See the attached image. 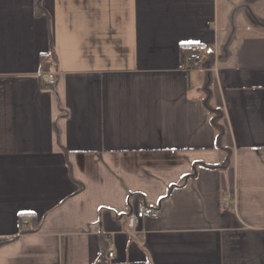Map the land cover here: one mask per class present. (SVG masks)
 <instances>
[{"label": "crops", "instance_id": "0c3cea01", "mask_svg": "<svg viewBox=\"0 0 264 264\" xmlns=\"http://www.w3.org/2000/svg\"><path fill=\"white\" fill-rule=\"evenodd\" d=\"M33 3L0 0V264H264V0Z\"/></svg>", "mask_w": 264, "mask_h": 264}, {"label": "built area", "instance_id": "2783aa9c", "mask_svg": "<svg viewBox=\"0 0 264 264\" xmlns=\"http://www.w3.org/2000/svg\"><path fill=\"white\" fill-rule=\"evenodd\" d=\"M200 59H201L200 55L195 53V52L188 53L186 56V61L190 62L192 64L199 62ZM44 78H45V81H46L48 86H53L55 84V79L50 73H45ZM152 214H153V211L151 208L146 207V206L139 207L134 213H130L127 216V218H126L127 229L130 231L135 230V228H136V226L140 220H142L146 217H149ZM113 255H114V253L112 250H110L107 254V256L109 258H112Z\"/></svg>", "mask_w": 264, "mask_h": 264}, {"label": "trees", "instance_id": "16d2710c", "mask_svg": "<svg viewBox=\"0 0 264 264\" xmlns=\"http://www.w3.org/2000/svg\"><path fill=\"white\" fill-rule=\"evenodd\" d=\"M33 7H34V12L36 13H40V14H46L45 10L43 9L42 7V4H41V0H34V3H33ZM190 52V51H188ZM191 53V52H190ZM47 60H50L52 61L53 60V53L51 51H48V58ZM44 62V61H43ZM42 62V63H43ZM48 61H45L42 65V74H45L47 73V65H48Z\"/></svg>", "mask_w": 264, "mask_h": 264}]
</instances>
